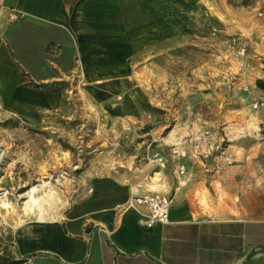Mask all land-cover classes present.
<instances>
[{
    "label": "rangeland",
    "instance_id": "374dc122",
    "mask_svg": "<svg viewBox=\"0 0 264 264\" xmlns=\"http://www.w3.org/2000/svg\"><path fill=\"white\" fill-rule=\"evenodd\" d=\"M191 11L189 34L138 38L125 74L55 84L68 100L30 117L9 108L23 74L0 61V242L141 168L153 183L171 172L178 187L198 183L203 218L264 221V0H193Z\"/></svg>",
    "mask_w": 264,
    "mask_h": 264
},
{
    "label": "crops",
    "instance_id": "0c3cea01",
    "mask_svg": "<svg viewBox=\"0 0 264 264\" xmlns=\"http://www.w3.org/2000/svg\"><path fill=\"white\" fill-rule=\"evenodd\" d=\"M192 2L0 0V61L23 74L14 79L19 85L9 108L27 117L38 108L48 112L55 97L68 100L52 85L76 77L86 86L125 74L138 38L172 42L181 28L190 33ZM11 11L19 16L15 22L8 18ZM41 101L48 104L37 105ZM179 165L183 175L185 166ZM175 174L153 183L156 178L141 168L129 181L105 182L61 220L18 226L0 242V256L25 258L27 264H264V221L201 217L194 197L198 183L178 187ZM148 193L170 200L168 223L150 230L143 227L144 208L126 209L132 196Z\"/></svg>",
    "mask_w": 264,
    "mask_h": 264
},
{
    "label": "built area",
    "instance_id": "2783aa9c",
    "mask_svg": "<svg viewBox=\"0 0 264 264\" xmlns=\"http://www.w3.org/2000/svg\"><path fill=\"white\" fill-rule=\"evenodd\" d=\"M8 18L11 22H15L19 16L15 11H11ZM242 51L244 52V49ZM256 107L254 106V108ZM156 158H158L157 154L153 156V162L156 163V166L164 168L165 162L161 158ZM184 170V167H181L180 174H183ZM139 208L145 210L142 219L143 227L147 230L152 229L157 224H167L169 221L170 200L164 195L148 193L143 196H132L126 209L138 210Z\"/></svg>",
    "mask_w": 264,
    "mask_h": 264
},
{
    "label": "trees",
    "instance_id": "16d2710c",
    "mask_svg": "<svg viewBox=\"0 0 264 264\" xmlns=\"http://www.w3.org/2000/svg\"><path fill=\"white\" fill-rule=\"evenodd\" d=\"M29 85L36 89H42L46 87L44 85H35V84H29ZM52 86H55V85H52ZM0 264H27V259L18 258L16 260H13V259H8L3 256H0Z\"/></svg>",
    "mask_w": 264,
    "mask_h": 264
},
{
    "label": "bare ground",
    "instance_id": "6f19581e",
    "mask_svg": "<svg viewBox=\"0 0 264 264\" xmlns=\"http://www.w3.org/2000/svg\"><path fill=\"white\" fill-rule=\"evenodd\" d=\"M34 190V189H33ZM31 204V203H30Z\"/></svg>",
    "mask_w": 264,
    "mask_h": 264
}]
</instances>
